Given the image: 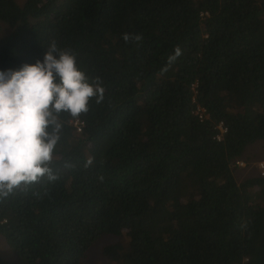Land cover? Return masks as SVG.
<instances>
[{
  "label": "trees",
  "instance_id": "trees-1",
  "mask_svg": "<svg viewBox=\"0 0 264 264\" xmlns=\"http://www.w3.org/2000/svg\"><path fill=\"white\" fill-rule=\"evenodd\" d=\"M0 23V69L55 42L104 89L59 114L56 179L0 197L20 264H84L107 237L108 264H264V175L237 165L264 151V0H0Z\"/></svg>",
  "mask_w": 264,
  "mask_h": 264
},
{
  "label": "clouds",
  "instance_id": "clouds-1",
  "mask_svg": "<svg viewBox=\"0 0 264 264\" xmlns=\"http://www.w3.org/2000/svg\"><path fill=\"white\" fill-rule=\"evenodd\" d=\"M103 92L55 42L34 63L0 69V197L44 176L56 179L49 164L60 139L59 114L77 117Z\"/></svg>",
  "mask_w": 264,
  "mask_h": 264
},
{
  "label": "rangeland",
  "instance_id": "rangeland-1",
  "mask_svg": "<svg viewBox=\"0 0 264 264\" xmlns=\"http://www.w3.org/2000/svg\"><path fill=\"white\" fill-rule=\"evenodd\" d=\"M27 0H17L19 4H24ZM7 32V28L0 23V38ZM247 155L254 159L251 167H246V164L241 161L237 165L241 167L238 179L242 181L245 176H247L251 172H259L262 174V166L264 164V151L262 148V144H256L251 146L247 150ZM120 241L115 237H107L100 240L91 250L87 260L84 264H108L106 257L103 254V249L105 246L114 244ZM0 255L13 264H20L16 256L13 254L11 249L7 246L5 240L0 237Z\"/></svg>",
  "mask_w": 264,
  "mask_h": 264
},
{
  "label": "built area",
  "instance_id": "built-area-1",
  "mask_svg": "<svg viewBox=\"0 0 264 264\" xmlns=\"http://www.w3.org/2000/svg\"><path fill=\"white\" fill-rule=\"evenodd\" d=\"M195 114L198 116L200 120H204L207 117L206 109H204L201 106H197ZM82 123L76 122L75 125L78 127V130L81 131V125ZM219 134L217 135L218 141H221L224 137V135L227 133V128L225 127L224 123H220L218 125ZM262 166V175H264V164H261Z\"/></svg>",
  "mask_w": 264,
  "mask_h": 264
}]
</instances>
